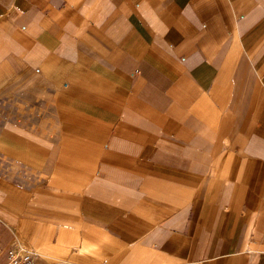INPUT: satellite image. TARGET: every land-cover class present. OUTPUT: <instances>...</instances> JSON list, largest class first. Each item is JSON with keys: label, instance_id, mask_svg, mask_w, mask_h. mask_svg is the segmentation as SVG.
Wrapping results in <instances>:
<instances>
[{"label": "crops", "instance_id": "1", "mask_svg": "<svg viewBox=\"0 0 264 264\" xmlns=\"http://www.w3.org/2000/svg\"><path fill=\"white\" fill-rule=\"evenodd\" d=\"M10 249L264 264V0H0Z\"/></svg>", "mask_w": 264, "mask_h": 264}, {"label": "built area", "instance_id": "2", "mask_svg": "<svg viewBox=\"0 0 264 264\" xmlns=\"http://www.w3.org/2000/svg\"><path fill=\"white\" fill-rule=\"evenodd\" d=\"M139 71L135 72L138 75ZM6 257L9 264H35L33 257L29 253L20 254L14 249L6 252Z\"/></svg>", "mask_w": 264, "mask_h": 264}]
</instances>
